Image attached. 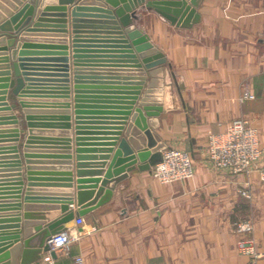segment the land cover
I'll return each instance as SVG.
<instances>
[{
	"label": "crops",
	"instance_id": "crops-1",
	"mask_svg": "<svg viewBox=\"0 0 264 264\" xmlns=\"http://www.w3.org/2000/svg\"><path fill=\"white\" fill-rule=\"evenodd\" d=\"M29 2L31 5L35 3L31 0H0V21L9 18L10 13H16ZM58 2L43 0V3ZM83 3L93 5L91 1L83 0ZM187 3L190 4L189 0ZM137 11L139 17L133 22L165 55L172 79L166 78V81L172 83L175 93H161L158 88L153 90L154 85H159L162 75L159 68L139 70L121 66L83 65L81 75H89L93 71L94 75L104 77L145 79L134 105L163 103V109L155 116L154 122L149 123L155 142L189 151L194 163V174L186 180L160 182L152 176L154 165L143 170L138 167L143 163L138 151L144 148L153 150L156 145H147L148 138L144 143L137 139L140 144V148H137L127 140L131 150L121 149L117 156L120 161L116 159L113 162L112 177L108 184L112 186L110 192L106 188L99 198L104 200L88 206L85 213L80 214L84 218L82 224H76L77 214L65 222V230L77 238L65 250L56 252L53 262L49 264H247L250 261L264 264V183L260 181L256 169L232 173L216 168L206 151L207 134L225 131L231 121L239 117L246 118L257 127L259 140L264 144V0H201L196 6L198 21L185 26L171 23L153 9L141 6ZM48 19L44 22L47 30L26 34L25 38L32 46L25 49L30 52L45 49L41 45H50L51 48L57 42L55 32L49 31L53 28V18ZM68 29L70 45L72 33L69 21ZM79 34L86 35L82 38L88 39L87 35L93 33ZM100 37L95 39H111ZM33 43L40 46L33 47ZM3 45H7V42L0 43V47ZM3 51L0 50V53ZM5 55H9L10 62V53L0 54V58ZM5 63L7 61L0 60V78L7 70L11 71V76L14 75L13 68L3 67ZM0 83H3L1 79ZM168 87L165 85L167 91ZM247 87L255 97L241 100ZM4 89L8 90L7 100L17 103L13 110L19 118L20 129H26L24 114L15 94L10 87H0V92ZM126 105L120 103V106ZM94 116L99 118H81L85 121L80 123L95 127L92 130L94 145L73 143V150L75 146L79 150L73 151L72 163L41 157L38 155L51 154L33 151L28 154L35 161L27 163L23 156V145H18L22 161V184H15L19 180L0 181V197L19 195V206L11 212L19 217L18 222L10 220V209L0 210V226L20 225L0 227V233L3 234L15 233L17 230L20 233L18 241L13 238L10 244L0 246V249L9 246L6 248L9 250L11 246L21 243L16 264H19L24 239L28 235L66 211L74 210L75 213L77 178L101 179L112 162L119 148V139L125 135L129 118H124L127 116L120 113ZM9 155L12 152L0 154L3 157ZM27 165L30 166L31 177L38 180H31V183L36 184L30 186L31 198L25 200ZM115 168H121L120 173H127L117 182L114 180ZM62 170L72 171L73 186H59L57 180L49 179L60 176L58 172ZM12 172L16 173L17 170L0 171V174ZM15 177L0 176V179ZM19 185L20 188H12ZM71 190L74 193L73 202L65 211L61 208L62 200L55 202L48 198L61 196ZM242 191H246L249 196ZM37 195L44 197L43 200L33 198ZM93 198L94 194H91L87 201ZM12 200L0 203H11ZM244 218L250 219L252 230L238 232L235 223ZM6 241L1 240L0 244ZM40 253L42 257L44 250ZM10 259L7 261L12 264Z\"/></svg>",
	"mask_w": 264,
	"mask_h": 264
},
{
	"label": "water",
	"instance_id": "water-1",
	"mask_svg": "<svg viewBox=\"0 0 264 264\" xmlns=\"http://www.w3.org/2000/svg\"><path fill=\"white\" fill-rule=\"evenodd\" d=\"M31 1L35 3L33 5L30 2L25 3L16 13H10L9 18L0 21V43L7 42V45L0 47V50H4V53L0 54L10 53L12 58L9 62V55H5L0 60L7 61L3 67L13 68L14 74L11 76L9 70L3 72L4 76L0 78L3 83H0V87H10L22 108L27 126L22 144L25 161L27 163L35 161V158L31 160L28 154L33 151L51 154L38 155L41 157L47 156L60 160L58 162L72 163L73 151L78 152L79 150L76 146L73 150V143L82 145L80 134L86 127L80 124L85 121L81 118H99L94 114L120 113L125 114L127 117L124 118H129V121L125 127V135L119 139V148L115 151L104 177L101 179L99 177L77 178L75 213L74 210L66 211L56 219L47 222L35 233L28 235L24 239L19 264H40V252L49 249L46 243L47 238L53 233L65 230V222L72 219L74 214H83L88 206L104 200V198H99L106 188H108L107 192H110L109 189L112 188L108 184L112 177L113 162L117 159L121 149L131 150L127 146V140L137 148H140L137 139L140 143H144L148 138L147 145H156L153 150L144 148L138 151V157L143 161L138 167L142 170L150 169L158 162L161 158V151L165 148L164 143L155 142L153 132L149 127V123L154 122L155 116L163 107L148 103L134 105L145 79L104 77L94 75L93 71H90L89 75H81V66H121L140 70L167 62L161 50L153 45L147 35L133 22L139 17L138 7L153 9L171 23H181L185 26L198 21L199 13L196 11V6L201 0H189L190 4L187 0H86L91 1L93 5H87L83 3V0H59L58 3H43V0ZM68 4H71L70 7ZM48 18H53L51 20L54 22L51 25L53 28L49 31L55 32L57 36V42L51 45L52 49L50 45H41L45 49L31 52L25 49L32 46V43L26 40V34L32 31L47 30L44 28L46 27L44 22L49 20ZM68 21L72 33L70 45ZM80 32L93 34L87 35L88 39H83L82 36L86 35H80ZM97 37L111 39H95ZM101 42L107 43L101 44ZM34 44L33 47L40 46ZM71 91L73 92L72 100ZM7 92V89L0 92L2 94L0 96V154L12 152V155L0 156V171L17 170V172L0 174V176L16 175L13 179H0V181L19 180L15 184H22V171H20L22 161L18 143L20 133L25 130L20 129L19 118L13 110L17 103L16 101L10 103L7 100ZM124 98L127 100L122 101ZM124 102L127 105L120 106V103ZM76 158L79 160L80 156L77 154ZM117 160L120 161V159ZM29 169L30 166L27 165L25 174L28 182L24 195L25 200L31 198L30 186L36 184L31 183V180H38L36 177H31L32 173ZM121 170V168L114 169L116 182L127 175V173H120ZM58 174L60 176L49 179L57 180L59 183L56 184L59 186H73L72 171L62 170ZM87 182L93 183L86 185ZM96 182L100 184L97 185ZM95 187L96 189L93 190ZM12 188H20V185ZM16 192L18 193L19 190ZM8 193H14V191ZM91 194H94V198L87 201ZM60 195L48 198L55 202L62 200L60 201L63 202L61 208L65 211L73 202L74 193L71 190ZM37 196L33 198H38V200L44 198L41 195ZM0 198V202H9L13 199L11 203H0V210L10 209L8 213L11 216L10 220L18 222L19 217L11 212L19 206V195L10 194ZM10 226L20 225L15 223L0 227ZM0 234V241L8 240L0 246L10 244L13 238L16 241L20 239L18 230L15 233ZM8 247L0 249V263L9 264L7 260L11 258V263L16 264L21 243L6 250ZM51 254L55 256L54 251H51Z\"/></svg>",
	"mask_w": 264,
	"mask_h": 264
},
{
	"label": "built area",
	"instance_id": "built-area-1",
	"mask_svg": "<svg viewBox=\"0 0 264 264\" xmlns=\"http://www.w3.org/2000/svg\"><path fill=\"white\" fill-rule=\"evenodd\" d=\"M255 94L248 87L244 89L241 100L254 98ZM207 155L216 168H223L232 173H239L256 169L258 177L264 183V144L258 137V129L246 118H235L223 132H209L206 137ZM152 176L163 183L186 180L194 174V163L191 153L179 147H165L161 151V158L152 168ZM244 195L249 196L246 191ZM76 224L84 222L83 216L75 219ZM238 232L252 230L250 219L244 218L235 223ZM77 236L67 230L51 234L46 243L49 249L44 251L40 264L53 262L51 251L65 250ZM250 248H247L249 251ZM79 259V257H78ZM247 264H257L250 261Z\"/></svg>",
	"mask_w": 264,
	"mask_h": 264
},
{
	"label": "rangeland",
	"instance_id": "rangeland-1",
	"mask_svg": "<svg viewBox=\"0 0 264 264\" xmlns=\"http://www.w3.org/2000/svg\"><path fill=\"white\" fill-rule=\"evenodd\" d=\"M166 63L167 62H164L162 64H159V65L155 66V67H152V69L155 68V70H156V68H159V71L162 74L159 77V81H158L159 85H154L153 86V90L158 88V89H160L158 91H160L161 93H175L174 88L172 86V83H167V81H166V78L167 79L169 78V80H172L170 73H168L169 68L166 65ZM165 85H169L170 88L168 87V89H169L168 91L166 90L167 88H165ZM140 93H141V91H140ZM151 93H152V91H151ZM143 104H145V103H143ZM148 104L161 105L163 107V103L162 102H148ZM43 127H45V126H43ZM94 128L95 127H92L90 125H86V127L83 129V133L84 134L82 135V140H81L82 145H94L95 138H94V133L92 132V130ZM24 130H25L24 132L20 133V142L18 143V145H22L23 144V139L25 137L26 129H24ZM42 135H44V134H42ZM103 140H104V138H103Z\"/></svg>",
	"mask_w": 264,
	"mask_h": 264
}]
</instances>
